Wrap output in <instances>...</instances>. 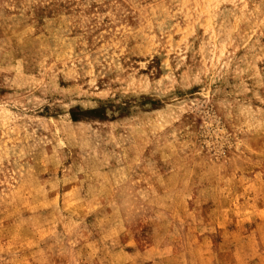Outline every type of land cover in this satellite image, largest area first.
Wrapping results in <instances>:
<instances>
[{
    "label": "rangeland",
    "instance_id": "1",
    "mask_svg": "<svg viewBox=\"0 0 264 264\" xmlns=\"http://www.w3.org/2000/svg\"><path fill=\"white\" fill-rule=\"evenodd\" d=\"M0 264H264V0H0Z\"/></svg>",
    "mask_w": 264,
    "mask_h": 264
}]
</instances>
